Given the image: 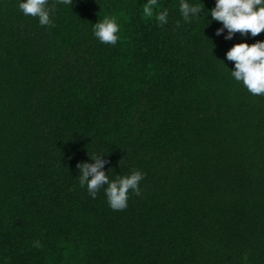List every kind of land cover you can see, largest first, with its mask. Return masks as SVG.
Here are the masks:
<instances>
[{"label":"trees","instance_id":"1","mask_svg":"<svg viewBox=\"0 0 264 264\" xmlns=\"http://www.w3.org/2000/svg\"><path fill=\"white\" fill-rule=\"evenodd\" d=\"M186 2L49 0V27L0 0V264H264V95L225 59L264 32L225 40L215 0ZM94 154L144 174L126 208L80 187Z\"/></svg>","mask_w":264,"mask_h":264},{"label":"clouds","instance_id":"2","mask_svg":"<svg viewBox=\"0 0 264 264\" xmlns=\"http://www.w3.org/2000/svg\"><path fill=\"white\" fill-rule=\"evenodd\" d=\"M65 6L73 3V0H57ZM201 3V0H199ZM49 0H19V10L25 16L38 19L41 26H54L52 15L54 7H49ZM203 8L198 4H190L181 0L180 13L185 23L198 19ZM211 16V22H219L222 27L216 30L215 35L225 33V40H232L235 33L256 37L264 32V0H215V6L207 11ZM167 11L158 15L160 22H166ZM120 26L113 17H105L102 21L93 25V35L103 44L115 45L119 39ZM227 61L234 62V70H229L231 77L241 83L252 95H264V41H257L251 45L239 43L231 47L225 54ZM224 65V64H223ZM225 66V65H224ZM105 155L94 154L89 157L91 163L77 164L79 170V185L86 187L88 194L95 199L97 193L103 189L109 207L113 210H122L127 207L129 193L140 194V182L144 174L140 170H134L127 176L117 175L110 180L109 175L103 170L106 161ZM102 185L106 187L102 188ZM38 246V245H37Z\"/></svg>","mask_w":264,"mask_h":264}]
</instances>
